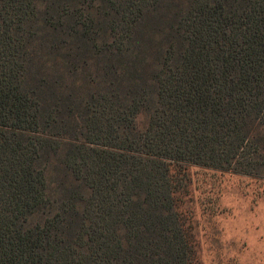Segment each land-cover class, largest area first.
<instances>
[{
  "label": "trees",
  "instance_id": "obj_1",
  "mask_svg": "<svg viewBox=\"0 0 264 264\" xmlns=\"http://www.w3.org/2000/svg\"><path fill=\"white\" fill-rule=\"evenodd\" d=\"M192 168L264 182V0H0V264H198Z\"/></svg>",
  "mask_w": 264,
  "mask_h": 264
},
{
  "label": "rangeland",
  "instance_id": "obj_2",
  "mask_svg": "<svg viewBox=\"0 0 264 264\" xmlns=\"http://www.w3.org/2000/svg\"><path fill=\"white\" fill-rule=\"evenodd\" d=\"M198 264H264V182L192 168Z\"/></svg>",
  "mask_w": 264,
  "mask_h": 264
}]
</instances>
